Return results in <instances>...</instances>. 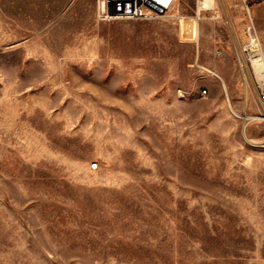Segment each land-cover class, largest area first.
Masks as SVG:
<instances>
[{"label":"rangeland","instance_id":"obj_1","mask_svg":"<svg viewBox=\"0 0 264 264\" xmlns=\"http://www.w3.org/2000/svg\"><path fill=\"white\" fill-rule=\"evenodd\" d=\"M98 1L0 0V264H264L241 0L147 20Z\"/></svg>","mask_w":264,"mask_h":264},{"label":"built area","instance_id":"obj_2","mask_svg":"<svg viewBox=\"0 0 264 264\" xmlns=\"http://www.w3.org/2000/svg\"><path fill=\"white\" fill-rule=\"evenodd\" d=\"M253 1L260 0H241L242 7L247 12L251 20V23L245 29V33L249 36V42L244 44L241 43L238 30L232 20L234 27L233 35L238 48V53H242V55L246 57V63H250V65L252 64V59L259 54V48L257 46H252L253 38L256 41H260L251 14V5L253 4ZM178 2L179 0H99L98 16L102 20L118 18L147 20L159 17H174L178 15ZM217 54L221 56L222 51L218 50ZM252 70L253 72H251V78L254 85L256 98L258 103L264 108V77L256 73L254 69ZM260 111L261 113L264 112L262 108Z\"/></svg>","mask_w":264,"mask_h":264},{"label":"bare ground","instance_id":"obj_3","mask_svg":"<svg viewBox=\"0 0 264 264\" xmlns=\"http://www.w3.org/2000/svg\"><path fill=\"white\" fill-rule=\"evenodd\" d=\"M198 9H199L198 10L199 14H201L202 10H215L216 9V0H202L201 2H199ZM252 43H253L252 46H257L259 48V54H258V56H256L255 58L252 59V64L250 66L256 71V73H258L259 75L264 77V47H263L261 41H256L254 38H253ZM241 63H242V60H241ZM242 65H243V63H242ZM244 71H245L244 74H246V77H247L245 67H244ZM215 74L224 81V79L222 78L223 76H221L217 72ZM247 80H248V77H247ZM247 82L249 84V80ZM224 85H225V82H224Z\"/></svg>","mask_w":264,"mask_h":264}]
</instances>
